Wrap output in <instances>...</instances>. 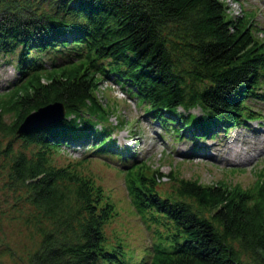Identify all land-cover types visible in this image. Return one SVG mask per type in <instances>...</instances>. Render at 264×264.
Wrapping results in <instances>:
<instances>
[{"label":"trees","instance_id":"16d2710c","mask_svg":"<svg viewBox=\"0 0 264 264\" xmlns=\"http://www.w3.org/2000/svg\"><path fill=\"white\" fill-rule=\"evenodd\" d=\"M226 11L223 0H0V57L17 53L22 75L0 96V141L35 147L30 155L12 139L0 147L15 221L30 239L14 264H264V169L245 187L169 173L166 193L165 175L131 165L123 171L131 205L157 225V242L136 257L123 239L108 246L105 228L118 211L103 186L81 161L52 159L59 146L90 140L112 151L116 109L94 94L111 77L169 132L207 138L258 115L247 101L264 98V29L251 13L232 19ZM49 53L70 58L47 68ZM55 102L63 120L18 134L28 115Z\"/></svg>","mask_w":264,"mask_h":264},{"label":"rangeland","instance_id":"374dc122","mask_svg":"<svg viewBox=\"0 0 264 264\" xmlns=\"http://www.w3.org/2000/svg\"><path fill=\"white\" fill-rule=\"evenodd\" d=\"M223 2L227 9L225 14L229 18H238L244 12L251 13L254 15L253 21L256 25L264 29V0ZM254 35L261 39L262 30L255 32ZM46 55L49 57L45 56L43 60L47 68L54 61L61 62L65 56L54 53ZM18 64L17 53L0 57V96L8 92L15 81L22 78ZM259 93L258 95L264 94V77ZM94 94L103 106H112L116 109L109 117L111 127L114 129L112 136L117 139V144L121 148L131 150L132 154L128 153V156L134 163L129 165L143 162L147 164V173L151 170L165 175L160 178L162 183L160 189L163 192L172 191L173 181L167 176L169 173L180 179L198 180L205 186L227 182L245 187L255 181L256 171L264 169V98H252L248 101L250 106L254 105V109L261 112L262 116L246 120L243 125L232 126L227 132H220L215 137L193 140L189 133H186L184 138L177 139L173 133L166 132L159 122L151 120L150 116L145 114L146 106L141 104L133 91L118 86L112 80H101ZM192 113L200 116L204 111L197 107ZM12 119V116L6 117L8 123L12 122ZM101 128L102 126L98 127ZM11 139L9 137L2 139L1 149ZM12 140L13 147L25 151L27 155L35 151L33 146L26 150L19 138ZM89 143L93 144V141H88L86 147L80 144L61 145L54 151L52 159L59 166L81 161L79 167L95 177L117 207L119 215L105 228L109 248L123 239L125 245L132 248L131 252L140 255L139 248L151 246L155 232L146 228L131 205L124 184L125 175L121 173V168L126 165L120 163L124 161V157L113 158L108 154H95ZM126 150L123 151L125 155ZM3 158L4 155L0 154L2 163L5 162ZM15 197L10 190L7 168L0 163V244L6 245L0 249V261L3 264H14L13 255H21L24 258L26 247H30L29 233L24 224L15 221L18 218ZM124 250L127 248L124 247Z\"/></svg>","mask_w":264,"mask_h":264},{"label":"water","instance_id":"95a60500","mask_svg":"<svg viewBox=\"0 0 264 264\" xmlns=\"http://www.w3.org/2000/svg\"><path fill=\"white\" fill-rule=\"evenodd\" d=\"M66 115L65 107L62 103L55 102L41 107L26 117L22 123L18 134L50 126L64 119Z\"/></svg>","mask_w":264,"mask_h":264},{"label":"bare ground","instance_id":"6f19581e","mask_svg":"<svg viewBox=\"0 0 264 264\" xmlns=\"http://www.w3.org/2000/svg\"><path fill=\"white\" fill-rule=\"evenodd\" d=\"M70 58V57H69ZM69 58H66V60H62L61 62H65V61H67V59H69Z\"/></svg>","mask_w":264,"mask_h":264},{"label":"clouds","instance_id":"9594fccd","mask_svg":"<svg viewBox=\"0 0 264 264\" xmlns=\"http://www.w3.org/2000/svg\"><path fill=\"white\" fill-rule=\"evenodd\" d=\"M242 15V14H241Z\"/></svg>","mask_w":264,"mask_h":264}]
</instances>
